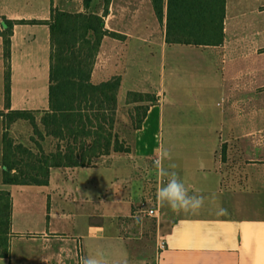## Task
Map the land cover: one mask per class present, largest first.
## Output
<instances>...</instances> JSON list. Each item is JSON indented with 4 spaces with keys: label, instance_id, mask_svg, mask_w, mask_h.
<instances>
[{
    "label": "crops",
    "instance_id": "obj_1",
    "mask_svg": "<svg viewBox=\"0 0 264 264\" xmlns=\"http://www.w3.org/2000/svg\"><path fill=\"white\" fill-rule=\"evenodd\" d=\"M52 7L86 10L83 0H0V110L49 109ZM89 11L102 15L104 0H93ZM6 20L38 21L13 26L9 108ZM263 21L264 0H226L222 44L174 45L151 0H111L106 28L124 37L103 39L92 81L121 77L115 130L131 150L104 156L95 167L53 168L44 186L5 184L0 117V190L10 191L13 202L10 256L0 264H80L97 253L107 264H264V191L247 174L264 164L261 129L249 131L257 138L246 144L227 124L230 107L214 106L223 98L238 112L247 105L250 117L261 111ZM228 23L237 24V47L229 46ZM129 92L157 97L140 129ZM9 136L37 150L27 121L13 122ZM42 145L50 153L55 141L46 136ZM165 149L189 194L205 197L198 212L175 213L157 201L167 177L153 160ZM144 200L160 209L153 224L141 214ZM162 239L167 245L160 250Z\"/></svg>",
    "mask_w": 264,
    "mask_h": 264
},
{
    "label": "trees",
    "instance_id": "obj_2",
    "mask_svg": "<svg viewBox=\"0 0 264 264\" xmlns=\"http://www.w3.org/2000/svg\"><path fill=\"white\" fill-rule=\"evenodd\" d=\"M84 1V12H67L52 7L49 109L37 121L34 110H0L5 122L4 183L39 185L49 183L53 168L95 167L113 152H129L130 146L115 130L121 77L95 84L94 65L106 36L124 37L106 28L105 17L111 0H104L102 15L89 11L93 0ZM155 14L166 19L169 44L215 46L224 42L226 0H151ZM38 21L6 20L3 32L6 58V106L11 105V35L16 23ZM127 103L135 129H140L149 107L157 101L151 93L129 92ZM135 113H140V118ZM26 120L32 125L37 150L15 143L9 136L10 125ZM46 136L55 141L46 153ZM13 202L10 191L0 190V257L10 256Z\"/></svg>",
    "mask_w": 264,
    "mask_h": 264
},
{
    "label": "rangeland",
    "instance_id": "obj_3",
    "mask_svg": "<svg viewBox=\"0 0 264 264\" xmlns=\"http://www.w3.org/2000/svg\"><path fill=\"white\" fill-rule=\"evenodd\" d=\"M93 9L96 11V6L93 7ZM262 25L264 26V21L262 22ZM228 40H229V46L231 47H237L238 46V39H237V24L236 23H228ZM264 34V32H263ZM264 44V43H263ZM264 59V57H263ZM153 72V75L157 76L156 73ZM264 73V72H263ZM264 76V75H263ZM264 81V79H263ZM219 101L218 104H216L217 102ZM216 107V110L220 111V109H224L226 110L227 107H230V111H229V121H227V124H229L230 126V129L232 127L235 128V130L237 131L236 134L239 135V138L242 142H245L247 144V142H249L250 140L254 139V138H257V134L256 135H247V133L249 131H253L255 129L256 133H258V131L261 129V141H262V144L264 145V90H263V100H262V104H261V111L256 113L255 117H250L251 114L249 113V109H248V106L245 105V107L243 108V110H240L238 112V106L237 104H230L228 102H226L225 100L222 99H218L217 101H215V105ZM243 107V105H242ZM134 108L135 107H130L129 111H133L134 112ZM128 111V113H129ZM130 111V112H131ZM36 117H37V121L38 123L39 122V119L41 120L42 116H43V112L44 111H36ZM123 112L126 113L127 115V112L125 110H123ZM136 114V117L140 118L141 114L140 113H135ZM125 116V114H124ZM251 119V121H250ZM26 121V120H25ZM29 123V121H27ZM26 124V122H25ZM30 124V123H29ZM29 126V125H28ZM31 128L33 129L32 125L30 124ZM238 126H242V127H238ZM41 129H43V126L41 125L40 123V126H39ZM237 127H238V130H237ZM224 128H225V134H226V130H227V126L224 125ZM24 131V130H23ZM25 143H27V140H24ZM264 151H262V154L260 155V159H264ZM247 174L249 176L252 177H255L256 179V182L253 184V187L258 190L259 188L261 190L264 191V164H262L261 166L259 167H248V170H247ZM252 180L254 181V179L252 178ZM149 198V197H148ZM262 200L264 201V197H262ZM148 202V201H147ZM149 206L152 207V203L151 201L148 202ZM264 205V204H263ZM143 217H146L150 220V222L153 224L155 221H157V219L155 218H152L150 216H146V213H141Z\"/></svg>",
    "mask_w": 264,
    "mask_h": 264
},
{
    "label": "clouds",
    "instance_id": "obj_4",
    "mask_svg": "<svg viewBox=\"0 0 264 264\" xmlns=\"http://www.w3.org/2000/svg\"><path fill=\"white\" fill-rule=\"evenodd\" d=\"M171 159V154L165 149L158 153L153 160V167L158 174L167 177L166 183L157 187V201L166 204L175 213H196L204 206L205 197L198 194H189V190L175 170L177 165L171 162ZM166 161L168 162L167 169L164 168ZM80 264H107V261L102 258V254L97 253L96 256L82 257Z\"/></svg>",
    "mask_w": 264,
    "mask_h": 264
},
{
    "label": "built area",
    "instance_id": "obj_5",
    "mask_svg": "<svg viewBox=\"0 0 264 264\" xmlns=\"http://www.w3.org/2000/svg\"><path fill=\"white\" fill-rule=\"evenodd\" d=\"M140 210L142 213H146V216H150V217L155 218L157 220L160 219L161 212H160L159 207L157 205L150 207L147 200H144L141 202ZM158 243H159L158 246H159L160 250L165 249L167 244H166V241L164 239L160 240Z\"/></svg>",
    "mask_w": 264,
    "mask_h": 264
}]
</instances>
